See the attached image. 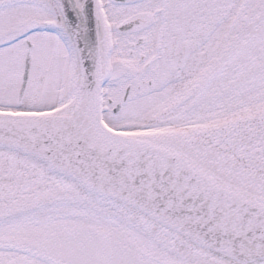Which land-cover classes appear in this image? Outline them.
<instances>
[{
  "label": "snow or ice",
  "instance_id": "snow-or-ice-1",
  "mask_svg": "<svg viewBox=\"0 0 264 264\" xmlns=\"http://www.w3.org/2000/svg\"><path fill=\"white\" fill-rule=\"evenodd\" d=\"M0 264H264V0H0Z\"/></svg>",
  "mask_w": 264,
  "mask_h": 264
}]
</instances>
